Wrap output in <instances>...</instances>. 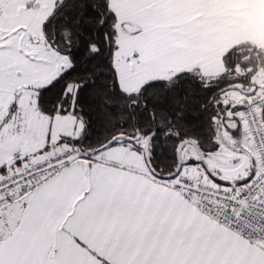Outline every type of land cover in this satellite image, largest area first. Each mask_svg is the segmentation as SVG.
Wrapping results in <instances>:
<instances>
[{
    "label": "snow or ice",
    "instance_id": "6c2138e0",
    "mask_svg": "<svg viewBox=\"0 0 264 264\" xmlns=\"http://www.w3.org/2000/svg\"><path fill=\"white\" fill-rule=\"evenodd\" d=\"M233 2L0 0V264H264Z\"/></svg>",
    "mask_w": 264,
    "mask_h": 264
},
{
    "label": "crops",
    "instance_id": "0c3cea01",
    "mask_svg": "<svg viewBox=\"0 0 264 264\" xmlns=\"http://www.w3.org/2000/svg\"><path fill=\"white\" fill-rule=\"evenodd\" d=\"M225 35L233 42L249 41L264 48V0H234L229 5Z\"/></svg>",
    "mask_w": 264,
    "mask_h": 264
},
{
    "label": "trees",
    "instance_id": "16d2710c",
    "mask_svg": "<svg viewBox=\"0 0 264 264\" xmlns=\"http://www.w3.org/2000/svg\"><path fill=\"white\" fill-rule=\"evenodd\" d=\"M257 46V45H256Z\"/></svg>",
    "mask_w": 264,
    "mask_h": 264
}]
</instances>
